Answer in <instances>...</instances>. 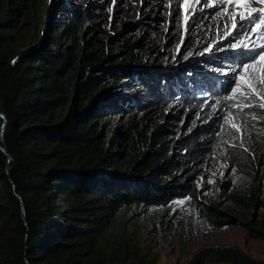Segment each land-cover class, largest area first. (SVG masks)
<instances>
[{
	"label": "trees",
	"instance_id": "1",
	"mask_svg": "<svg viewBox=\"0 0 264 264\" xmlns=\"http://www.w3.org/2000/svg\"><path fill=\"white\" fill-rule=\"evenodd\" d=\"M99 5L0 0V264H156L123 235L110 242L109 231L131 207L183 198L197 158L223 168L214 200L203 202L209 215L218 225H238L220 207L243 210L251 215L247 236L264 242V109L258 106L264 101L239 92L228 99L237 83L246 90L239 72L227 84L206 75H216L211 69L224 61L239 68L261 49L234 56L207 44L196 28L212 15L207 11L187 14L175 36L180 54L171 38L157 46L161 41L148 40L145 33H154L148 15L136 23L142 25L137 41L109 51L91 20ZM249 26L234 32L237 43ZM163 51L178 63L164 67ZM189 52L198 60L182 59ZM237 100L253 106L240 111L232 107ZM179 101L182 108L171 117L198 116L188 137L176 139L163 124L140 127L151 112L177 109ZM209 103L214 111L206 115ZM229 112L242 137L223 122ZM221 263L264 264L224 245L200 247L185 264Z\"/></svg>",
	"mask_w": 264,
	"mask_h": 264
},
{
	"label": "rangeland",
	"instance_id": "2",
	"mask_svg": "<svg viewBox=\"0 0 264 264\" xmlns=\"http://www.w3.org/2000/svg\"><path fill=\"white\" fill-rule=\"evenodd\" d=\"M98 2L100 5L91 10V20L97 22V28L103 32L101 41L109 46V51L116 50L124 41H137L142 34L140 30L142 25L136 23L144 20L148 15L151 18L148 23L154 27L153 34L145 33L148 40L154 43L161 41V43H156L157 46V44H162L165 39L171 38L172 49L180 54L182 50L181 38L175 36H178L177 32H180V26L187 23L189 12L194 14L210 11L212 15L208 21L197 22L196 24L201 25H196V28L200 30L201 35H205L207 44L221 45V50L232 53L234 56L242 51L247 53L249 50H253L254 43L256 49L259 48V43L264 42L256 41L255 36H252L251 40L247 38L245 33L252 26H249L247 19L241 21L237 16L238 26L235 30L231 29L232 21L229 20L224 10L227 9L228 12H231L233 8L231 5L221 4L220 0H207L209 5H215L211 7H202L204 0H201V4H197L196 0H188L187 8L184 0H98ZM249 4L250 7H264V4L259 3L258 0H249ZM237 11H242V9H237ZM243 26H249L241 39L249 47L241 45L233 48L232 45L240 43V41L237 43L233 34ZM232 39L233 41H231ZM165 53L166 51H163L162 54L165 59L164 67H172L178 63L176 60L167 59ZM195 57H197L196 54ZM182 59L187 62L198 60L194 56L188 55ZM223 63V66L211 69L215 74L217 73V76L206 74L210 80L227 84L232 79L233 72H240V67L230 65L231 61ZM244 63H248V61L238 64L241 66ZM210 68V66L207 67V69ZM221 71L224 72L222 77L220 76ZM228 73L231 74L228 75ZM202 83L204 85L203 80ZM243 86L246 88L245 84ZM179 103L178 108L174 110L168 106L163 111H155L154 114L151 112L140 122V127L144 126L145 130H152L159 124H163L167 125L168 132L170 131V135L174 134L176 139L179 136L178 133L188 137L199 126L198 116L192 117L191 113L184 112L178 118L171 117L173 113L177 114V110L182 108V101ZM212 111H214V107L211 103L203 108L206 115L212 114ZM124 120H126L125 116L122 118V121ZM117 125L120 126L121 123L117 122ZM194 167L197 171L193 176L194 184L183 198L174 200L167 205L129 208L123 213L122 219L112 226L108 235L109 241L113 242L116 236L123 235L131 241L132 250L141 254L142 257L153 256L156 264H185L196 249L205 245L235 246L250 257L264 262V242L249 238L245 231L244 224H249L251 221L249 213L222 203L220 210L240 223L238 225H218L217 219L210 216L203 205V202L214 200L217 193V178L223 172L219 161L212 159L206 163L203 159L197 158ZM181 200L184 201L183 204L177 203ZM254 224L256 225V223Z\"/></svg>",
	"mask_w": 264,
	"mask_h": 264
},
{
	"label": "snow or ice",
	"instance_id": "3",
	"mask_svg": "<svg viewBox=\"0 0 264 264\" xmlns=\"http://www.w3.org/2000/svg\"><path fill=\"white\" fill-rule=\"evenodd\" d=\"M259 3L264 4V0H258ZM197 4H201V0H196ZM221 4H228L231 5L233 8V11L228 12L227 9H225V14L228 15L229 20L232 21L230 27L231 29L235 30L237 28L236 23V17L239 16V19L241 21L248 20L251 23V27L248 29V32L245 33L247 38L251 40L252 36L256 37V41H264V7H250L249 0H220ZM185 7L187 8L188 0H184ZM202 7L208 6H215L209 5L207 3V0H204V3L201 5ZM237 9H242V11H237ZM225 27H228V25H225ZM231 35V33H228ZM243 45L244 47H249V45L244 44V41L241 40L239 44L232 45L233 48H237ZM259 48L264 49V42L259 43ZM256 47V44L254 43L252 45V49L254 50ZM206 52L212 51L210 48L205 49ZM204 53H201L203 55ZM192 53L189 52L188 56H191ZM187 59V57H185ZM264 51H260L258 56L254 58L249 63H244L240 66V72L237 75V81H242L245 86L246 90L241 91L239 83H237V87L232 89L233 96L228 97V99H234L237 92H239L240 96L244 97L245 100L251 101L253 97L258 99L259 101H264V94L261 93V88H264ZM233 71H236L233 69ZM257 84L260 86L257 87ZM253 105L249 103H241L239 100H237L235 103H233L232 107L237 108L240 111H243L244 108L252 107ZM258 106L261 109H264V102H260ZM255 118V117H253ZM223 122L225 124H229L237 133L241 134V137L243 135L242 126L239 123L233 122L235 120V117L231 112L227 113L225 117L222 118ZM240 138V137H238ZM233 147H236V145H232ZM247 151V149H245ZM177 203L183 204L184 201H178Z\"/></svg>",
	"mask_w": 264,
	"mask_h": 264
},
{
	"label": "water",
	"instance_id": "4",
	"mask_svg": "<svg viewBox=\"0 0 264 264\" xmlns=\"http://www.w3.org/2000/svg\"><path fill=\"white\" fill-rule=\"evenodd\" d=\"M2 118L4 119L3 132H5V129H6V126H7V119L4 116H2ZM3 135H4V133H2V135H1V141H3ZM9 160H11V158H9ZM7 171L9 172V168L7 169Z\"/></svg>",
	"mask_w": 264,
	"mask_h": 264
}]
</instances>
